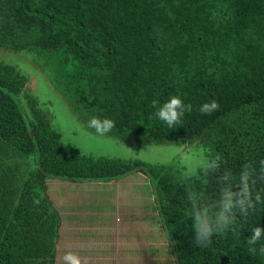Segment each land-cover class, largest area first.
Instances as JSON below:
<instances>
[{"label": "trees", "instance_id": "1", "mask_svg": "<svg viewBox=\"0 0 264 264\" xmlns=\"http://www.w3.org/2000/svg\"><path fill=\"white\" fill-rule=\"evenodd\" d=\"M0 50L27 55L91 133L95 115L114 120L106 135L125 142L198 144L237 179L246 160H264V0H0ZM27 81L0 60V264L55 262L61 218L48 180L108 183L133 172L152 187L172 264H264V237L256 254L247 244L264 227V203L195 246L184 171L82 153ZM171 95L192 105L173 129L152 106ZM212 99L219 109L201 114ZM190 176L193 190L218 198L217 175Z\"/></svg>", "mask_w": 264, "mask_h": 264}, {"label": "rangeland", "instance_id": "2", "mask_svg": "<svg viewBox=\"0 0 264 264\" xmlns=\"http://www.w3.org/2000/svg\"><path fill=\"white\" fill-rule=\"evenodd\" d=\"M0 60L26 73L28 90L43 94L39 97L53 127L84 154L130 160L153 170L177 166L189 175L206 157L198 144L140 145L91 133L27 55L0 50ZM148 182L140 172L108 183L48 180L47 193L61 218L53 264H63L61 257L69 250L77 252L86 264H172Z\"/></svg>", "mask_w": 264, "mask_h": 264}, {"label": "clouds", "instance_id": "3", "mask_svg": "<svg viewBox=\"0 0 264 264\" xmlns=\"http://www.w3.org/2000/svg\"><path fill=\"white\" fill-rule=\"evenodd\" d=\"M157 34L159 31L157 30ZM152 106L156 108L155 116L173 129L182 124L185 113L192 111L190 103L185 104L179 95H171L162 104L152 101ZM219 109V104L215 99L203 103L199 111L201 114L211 115ZM88 127L95 130L98 135L104 136L111 132L115 127V121L108 117L93 115L88 121ZM225 163L219 153L209 154L200 165V173L207 182L209 175H217L219 184L218 198L209 201L202 192L193 190L187 183L191 176L187 173L181 175L188 201L191 205L190 218L194 229V245L206 248L211 244V237L214 234H223L237 223V215L246 218L250 210L255 211L257 204L264 203L262 191H257V182H264V160L257 165L252 160H246L242 164L238 179L227 169L222 170L221 166ZM38 203L39 201H35ZM264 237V227H252V234L248 236L247 244L249 252L256 254L255 245ZM259 252L264 254V245H261ZM63 264H86L77 252L66 251L61 257ZM176 258L173 257V261Z\"/></svg>", "mask_w": 264, "mask_h": 264}]
</instances>
